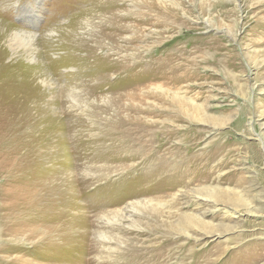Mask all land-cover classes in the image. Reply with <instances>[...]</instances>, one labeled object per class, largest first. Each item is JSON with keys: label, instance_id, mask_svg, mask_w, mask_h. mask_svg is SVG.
<instances>
[{"label": "rangeland", "instance_id": "obj_1", "mask_svg": "<svg viewBox=\"0 0 264 264\" xmlns=\"http://www.w3.org/2000/svg\"><path fill=\"white\" fill-rule=\"evenodd\" d=\"M161 1L0 0V264H264V0Z\"/></svg>", "mask_w": 264, "mask_h": 264}, {"label": "bare ground", "instance_id": "obj_2", "mask_svg": "<svg viewBox=\"0 0 264 264\" xmlns=\"http://www.w3.org/2000/svg\"><path fill=\"white\" fill-rule=\"evenodd\" d=\"M158 2L160 3V4H162V1L161 0H158ZM113 6V5H112ZM109 7V6H108ZM111 7V6H110ZM112 8V7H111ZM110 8V9H111ZM180 8L181 7H178V9L177 10H180ZM110 9H108V8H106L105 7V10H109V11H111ZM159 9V8H158ZM28 11H29V9H27ZM26 10V11H27ZM157 10V9H156ZM161 10V9H160ZM174 12H176V10L174 11ZM169 13V12H168ZM179 13V12H178ZM30 14H32V11H31V13ZM166 13H163L162 14V17L160 16H158V15H149L148 16V18H150V17H154L155 19L156 18H160V20H162V19H165V18H168V19H170L169 17H168V15L166 14ZM165 15V16H164ZM171 16V15H170ZM113 17V16H112ZM38 20V18H32L31 20H32V23H35L36 22V20ZM155 19L153 20V19H148V20H146L147 22H153V21H155ZM110 20V19H109ZM177 20V19H176ZM168 21V20H167ZM119 22V21H118ZM160 22V21H159ZM167 22H164V24H166ZM146 24V23H145ZM157 24V23H156ZM148 25V24H147ZM158 25V24H157ZM173 25V24H172ZM31 26H33V25H31ZM107 26V25H106ZM105 26V27H106ZM111 26V25H110ZM126 26V25H125ZM159 26H161V25H159ZM168 26H170V23H169V25ZM104 27V28H105ZM113 27V26H112ZM119 27H122V26H119ZM119 27H116V28H112V29H116V30H114L115 31V33L117 32V33H127L126 32V30L127 29H124V28H119ZM146 27V26H145ZM162 27V26H161ZM2 27L0 28V34H1V31H2ZM109 30V29H108ZM138 30V29H137ZM263 30V31H262ZM261 31H259V33H258V35H259V38L260 39H262V40H264V26H263V29H262ZM10 31V30H9ZM139 31V30H138ZM24 32V31H23ZM5 33H8V30H7V28L5 29ZM32 32H30L29 34L28 33H20V32H17V31H14L12 34H11V43H12V47H13V49L16 47V45L19 43V42H21L22 40H24L25 42H28L29 44L30 43H32L33 42V40H34V37L35 36H33L32 34H31ZM143 34V31H139V34ZM111 34V33H110ZM100 36V35H99ZM102 36V35H101ZM107 36V35H106ZM112 37H115V35H114V33L112 34ZM119 37V36H118ZM121 37V36H120ZM70 38V37H69ZM105 38V37H104ZM10 39V38H9ZM122 39V38H121ZM98 40V39H97ZM116 40V39H115ZM120 40V39H119ZM67 41V40H66ZM92 41V40H91ZM111 41V40H110ZM74 42V41H73ZM81 42V41H80ZM37 43V42H36ZM93 43V42H92ZM99 43V42H98ZM100 43H101V41H100ZM107 44V43H106ZM78 45V44H77ZM80 45V44H79ZM82 45V44H81ZM80 45V46H81ZM110 45V44H109ZM113 45V44H112ZM34 46V45H33ZM111 46V45H110ZM107 47V46H106ZM196 47V46H195ZM11 48V47H10ZM77 48V47H76ZM36 49V48H35ZM195 49V48H194ZM29 51H31V47L29 46V49H28ZM93 50V49H92ZM190 50V49H189ZM180 51V50H179ZM185 51V50H184ZM191 51V50H190ZM199 51V50H198ZM202 51L204 52V51H206V49L204 50V49H202ZM214 57H213V60H207L206 58L209 56L208 54H206V53H203V52H201V51H199V53L197 54V55H199V56H201V57H199L201 60L199 61V62H197L196 60H198L199 58H192V57H190V60L189 59H187L188 60V62L187 63H185V64H181V65H179V66H173V67H171L170 68V64L171 65H173L172 64V62H174V61H177V58H179V57H181L182 58V55H179V54H175L174 56H175V58H173L172 59V61H171V63H169V65H167L169 68V70L167 69H165V77L166 78H169V76L171 77V78H173V77H175L176 76V74L178 73V72H180L181 70H183L182 68L184 67V66H186L187 67V65H192L193 67H194V72H195V70L196 71H198L197 69L199 68V67H206L207 66V64H212V62H214V63H216L215 65H217V64H224L223 62H222V60H228V59H230V57H232L233 58V55H232V50H231V47L229 48V47H223V46H221L220 48H218L217 50H215L214 49ZM89 52V51H88ZM189 54V53H188ZM192 54V53H191ZM196 55V54H195ZM192 56V55H191ZM33 57V56H32ZM104 57V56H103ZM186 57V56H185ZM194 57V56H193ZM101 58V57H100ZM110 58V57H109ZM40 59V58H39ZM46 59V58H45ZM88 59V58H87ZM99 59V58H98ZM169 59V58H168ZM209 59V58H208ZM96 60V59H95ZM111 61V60H110ZM124 61V60H123ZM179 61V60H178ZM177 61V62H178ZM221 61V62H220ZM117 62H118V60H117ZM170 62V61H169ZM220 62V63H219ZM43 63V62H42ZM41 63V64H42ZM96 63V62H95ZM235 60H234V66H235ZM44 64V63H43ZM97 64V63H96ZM103 64V63H102ZM122 64V63H121ZM45 65V64H44ZM55 65V64H54ZM108 65V64H107ZM117 65V64H116ZM115 65V66H116ZM47 66V65H46ZM99 66V65H98ZM164 66V65H163ZM112 67V66H111ZM11 68V67H10ZM123 68H124V66H123ZM264 68V67H263ZM6 69V68H5ZM14 69V68H13ZM163 69V68H162ZM41 70H43V69H41ZM118 70H120V69H118ZM200 70V69H199ZM25 71H26V69H25ZM160 71V70H159ZM201 71V70H200ZM14 72V71H13ZM125 72V71H124ZM10 73V72H9ZM12 74V73H11ZM20 74V73H19ZM42 74H43V72H42ZM21 75V74H20ZM19 75V76H20ZM40 75V74H39ZM163 75V74H162ZM183 75V74H182ZM14 76V75H13ZM83 76V75H82ZM180 76V75H179ZM191 76V75H190ZM7 77V76H6ZM5 77V78H6ZM9 77V76H8ZM25 77V76H24ZM40 77V76H39ZM38 77V78H39ZM4 78V77H3ZM23 78V77H22ZM89 78V77H88ZM177 78V77H176ZM175 78V79H176ZM190 78H193V77H190ZM8 79V78H7ZM7 79H5L6 81H7ZM10 79V78H9ZM13 79V78H12ZM195 79V78H194ZM35 80V79H34ZM177 80V79H176ZM1 81V80H0ZM22 81V80H21ZM2 82V81H1ZM4 83V82H3ZM2 83V84H3ZM9 83V82H8ZM237 83V82H236ZM5 85V84H4ZM8 87V86H7ZM170 87V86H169ZM160 88V87H159ZM162 90L164 89V86H163V88H161ZM11 93V92H10ZM44 94V93H43ZM28 96V95H27ZM13 97H15V96H13ZM17 99V98H16ZM26 99V98H25ZM29 101V100H28ZM38 102V101H37ZM5 104V103H4ZM256 105V104H255ZM259 105V104H258ZM49 106V105H48ZM36 107V106H35ZM258 107V106H257ZM33 108H34V106H33ZM255 108H256V106H255ZM44 109V108H43ZM257 109V108H256ZM40 110V109H39ZM42 112V111H41ZM47 112V111H46ZM42 114H43V112H42ZM49 114H50V112H49ZM48 115V114H47ZM245 119V118H244ZM22 187V186H21ZM55 193V192H54ZM49 194V193H48ZM41 231V230H40ZM32 232V231H31ZM87 260H85V262H86Z\"/></svg>", "mask_w": 264, "mask_h": 264}]
</instances>
